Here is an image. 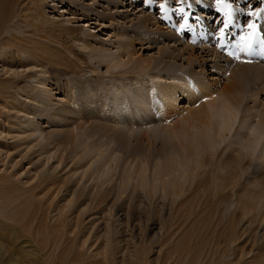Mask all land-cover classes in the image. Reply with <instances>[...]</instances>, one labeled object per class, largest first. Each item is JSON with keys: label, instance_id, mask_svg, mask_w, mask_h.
Masks as SVG:
<instances>
[{"label": "bare ground", "instance_id": "obj_1", "mask_svg": "<svg viewBox=\"0 0 264 264\" xmlns=\"http://www.w3.org/2000/svg\"><path fill=\"white\" fill-rule=\"evenodd\" d=\"M46 1L0 0V63H2L0 67H3L1 72H4L5 68L14 70L12 71L13 79L8 80L12 81L14 90L17 93H23L20 83L23 80L27 81V85L30 84L28 86L30 90L23 95L30 103L44 107L46 114L40 115L41 121H44L45 124L46 117L50 114V118L53 119L50 123L52 125L65 122L63 119L68 121L73 115V117H77L76 115L83 117L85 108H90L95 97L98 96L101 101L99 105L105 109L107 115L113 116V121L122 122L121 124L125 122V125L131 126L127 129L132 137L140 122L142 124L149 121L143 119L141 113L144 112V109L147 111L151 108L150 110H152V104L156 99L155 95L159 94L162 99L174 106V102L177 101L176 95L182 92L180 86L177 89L175 85L180 83L183 78H191L190 81H182L183 85L193 91L188 97L196 98L197 94H202L203 97H206L207 103L205 101L198 108L187 110L182 125L178 122L173 126L156 129L152 133L149 130L141 132V137H148L149 149H152L157 136L162 135V148L157 152L160 159L155 166L153 165L154 168L150 173L148 171L149 163L145 164L146 160L145 162L135 160L125 165L126 175L121 180L118 195H124L129 185L133 184V194L143 190L147 205L138 200L139 202L136 201L137 204H134L133 208V202L129 200L122 204L120 211L145 212L148 222L151 221L162 226L166 234L164 245H168V247L170 245L171 249L163 262L164 264H264V113L260 111L255 116L258 118L260 127L258 136H254L249 130L244 141L237 142L239 148L232 149V144L228 145L224 151L229 152L224 157H222L224 151L221 153L218 151L227 132L231 130L232 117L236 118L249 96L247 95V82L252 78V80L257 79L260 69H264L262 64L264 55L239 53V60L228 55V53L234 52L237 46L244 43L241 38L246 36L247 30L245 29L246 33L243 34H240L241 32L238 34L237 30L233 32L235 39H238L235 45L222 42L225 39L224 36L223 39H219L221 44L217 43L216 40L219 37L214 38L213 28L209 24H205L204 21V19L212 21L217 18L218 29L223 27L225 16L217 11L216 0H184L183 4L179 0V7L176 6V8L175 6L173 8L171 0H163L158 9L161 4H164L168 9L166 13L160 11L163 16L162 21L167 26L166 29L162 28V24L151 13L152 8L156 7V3L159 1L146 0V8L150 13L141 10L131 14L136 11L138 0H53L54 3L59 4L66 1L69 5L77 7L78 10L73 12V16L90 18L93 15L99 19L107 18L111 23H117L113 25L120 33L115 35L117 55L106 57L104 54L112 50L94 44L91 40L95 38L93 35H90L91 39L81 43L80 47L82 50L88 51L92 56L91 59L106 58L98 67L103 64L107 66L103 74L99 68L92 70L93 85L87 86L88 88L85 85L77 87L80 93L82 90L80 101L84 107L78 112H74V109L79 107V100L70 96L68 89L64 88V81L60 79L51 81L47 68L45 69L41 64L44 61L49 63L55 58L52 56L55 50L50 49L52 52L50 51L51 54H48L49 50L46 48L50 44L58 45L59 43L56 40L48 41L43 36L37 37L33 33L41 32L40 29L43 26L52 23L43 12ZM101 1L105 4H100ZM233 1H238V3L232 4ZM243 2L244 0H226V3L231 5L232 22H235L238 30L242 21L244 23V18L247 23H252L257 18L260 19V17L256 18L258 12L251 10L247 13L244 12L243 8L239 7ZM180 6L184 8L188 22L190 18L197 22L195 26L191 24L192 29L181 30L183 20L179 12L176 11ZM188 8H190L189 12ZM78 11L79 14H77ZM191 12L197 17H192ZM249 13H254V15L249 16ZM176 18L182 22L181 25L176 24ZM249 19H251L250 22ZM67 23L71 25L73 21L69 20ZM201 29L203 30L198 32ZM64 31L69 34L76 33L70 27L65 28ZM229 31L226 32L230 35ZM226 32H224L225 35ZM186 33L191 37L189 41L186 40ZM219 33L217 31V35ZM49 38L51 37L49 36ZM151 40L159 43L158 57L146 60L139 58L135 63L134 44L138 43L143 46L149 44ZM256 50L254 45V51ZM197 51L201 53L196 55ZM83 58L82 56L81 59ZM26 61L30 62L27 66L29 73L26 71H21V73L18 68L22 69L21 65H24ZM244 61L250 62L245 63ZM16 62H18L17 67L14 69L12 65H15ZM80 62L82 61L79 60ZM132 64L134 67L131 71L119 72ZM74 65L76 64L74 63ZM56 66L61 67L57 64ZM63 66L66 69L69 67L66 64ZM162 66L171 75L174 72L170 78L173 82L168 86L160 85L155 91H152L145 85L147 72L151 71L159 75L158 70ZM195 69L200 70L196 72ZM214 72L225 78V85L216 86L208 82V74ZM107 74L109 76H106ZM150 77L154 80L159 79L155 76ZM3 86L0 82V94H8L10 88L4 90ZM261 92H264V81L255 96L258 97ZM58 95H62V97L60 98ZM183 96L187 97V94H183ZM141 98L145 104L142 106L144 108L136 106ZM262 104L264 107V102ZM165 105L161 103L158 108L159 113L165 121H171L170 116L174 113ZM11 109L19 116L22 115L21 117L30 116L23 108L12 107ZM247 110L252 115V112L258 111V106L247 108ZM213 112L220 114V119L216 122L213 121ZM21 122L19 129L27 138L37 134L39 137H44V132L37 128L39 121L35 117L24 119ZM88 122L86 118L78 119L79 125L86 126L89 125L86 124ZM82 128L83 126L74 128L72 136L75 137L74 141L78 146L87 150L90 147L88 145L90 138L83 142L77 141L78 132L76 131L75 134V129L81 132L84 130ZM193 128H197V130L193 132ZM254 139H258L257 145ZM119 141L126 143L128 139L121 138ZM56 153L57 151L53 157ZM86 156H93L92 163L82 171V177L87 175L90 178L93 177L95 181H100V189H104L107 181L112 182L113 180L114 170L120 161L119 155L110 154L107 156V151L91 146V149L86 151ZM51 157L52 154L49 159ZM81 161L79 160L75 165ZM93 165H95L94 169H92ZM252 166L259 170L253 171L254 175L251 179H244L246 172ZM246 180H249L248 183L245 182ZM159 194L168 198V202L163 199L159 202L156 201V196ZM99 197L103 198L107 195L100 191L95 195L96 199ZM116 204L113 202L112 205ZM163 213L167 215L166 220L163 219ZM26 222L27 220H25ZM29 222L31 224L30 219ZM188 229H191V234L189 233L190 235L184 237L183 240L180 238V242H177V237ZM173 239L174 243H172ZM45 243L46 248H53L50 257L52 260L68 264L69 258L64 260L63 252L66 250L62 248L64 246H62L63 243L59 236L57 239H49ZM19 252L24 253L27 257L41 260L40 250L34 240L25 237L22 231L14 226V223L0 221V264H12L13 261L18 264H27L25 261H20ZM73 261L75 262V260Z\"/></svg>", "mask_w": 264, "mask_h": 264}, {"label": "rangeland", "instance_id": "obj_2", "mask_svg": "<svg viewBox=\"0 0 264 264\" xmlns=\"http://www.w3.org/2000/svg\"><path fill=\"white\" fill-rule=\"evenodd\" d=\"M155 1L159 2L156 3V7L152 8L151 13L162 24V28L166 29L167 26L162 21L163 16L160 14V9H158L159 4L163 0ZM171 1L173 8L174 6L175 8L176 6L179 7V0ZM231 3L237 4L238 1ZM100 4L105 3L101 1ZM146 6V0H138L136 11L131 12V14L141 10L150 13ZM239 7L243 8L246 13L249 10L258 12L256 18L260 17V19L257 18L254 21L255 23L252 22V24L256 25L255 33L258 36H255L254 39H264V14L262 15L264 0H244ZM77 10V7L69 5L66 1L59 4L57 2L54 3L53 0H47L43 12L52 23L48 26H43L40 29L41 32H33L37 37L43 36L48 41L56 40L59 43L58 45L53 43L54 45L50 44L48 47L46 46L47 48L45 47L49 50L48 54L52 52L50 49L55 50L52 55L55 58L53 57L52 63L44 61L41 64L45 69L47 68L46 70L51 81H57L58 79L64 81V88L68 89L71 94L70 96L79 100V107H76L74 112H78L79 109L81 110L84 107L82 101H80L82 90L80 93L77 87L85 85L88 88L87 86L93 85L92 70L99 68L101 74H103L107 66L103 64L98 67L106 58L103 57L99 60L91 59L92 56H90L88 51L82 50L80 47L81 43L91 39L90 35H93L95 38L91 40L94 44L98 47L102 46L104 49L112 50L104 54L106 57L117 55L118 52L115 45L117 38L115 35L117 33L120 34L119 30L114 28L115 25H113L117 23H111L107 18L99 19L93 15L90 18L73 16V12ZM187 11L189 12L190 8ZM32 14L33 16L35 15L34 9ZM77 14H79V11ZM190 14L192 17H197L192 12ZM27 15L29 16L28 10ZM72 17L74 19H71ZM69 20H72L73 24L69 25L67 23ZM243 20L244 23L242 21L239 30L236 29L235 22H231L232 24L224 30V32L230 30L229 32L231 33L230 35L227 34L228 32H226V35L224 33L225 39L222 42H225V44L234 43L233 45H235L238 39H235V33L233 32L237 30L238 34L240 32V34H243L246 33L244 31L246 29L248 32L245 34L246 36L252 32V29L247 27L249 23H247L245 18ZM175 21L176 24L182 23L179 22V18H176ZM204 21L205 24H209L213 28L214 38L216 37L215 39H217L220 37V29L217 27L218 19L216 18L212 21L204 19ZM250 21L251 19H249ZM189 22L193 26L197 24L195 19L190 18ZM68 27L74 29L76 33L69 34L65 32L64 29ZM242 28L243 30H241ZM27 31L32 32L31 30ZM217 31L219 33L218 35ZM186 38L187 41L191 38L188 33H186ZM216 42L221 44L219 39ZM134 45L136 50L135 58L133 57L135 63L139 58L146 60L148 58L158 57L159 43L157 41L153 42L151 40L149 44L147 43V45L144 44L143 46L138 43ZM200 53L197 51L196 55ZM71 56H74V58ZM82 56L84 57L83 59H81ZM199 58H201V55H199ZM79 60L82 62L79 63ZM17 63L12 65L14 69L17 67ZM29 64L30 62H24V65H21L23 68H18V71L27 72V66ZM56 64L61 67L58 68ZM63 64L69 67L66 69ZM133 64L129 65L126 69H121L119 72L131 71L132 67H134ZM262 64L264 65V62ZM2 68L0 67V80H2L0 82L2 86L4 84L3 89L10 88V92L8 94H0V221H5L9 224L14 223V226L22 231L25 237L36 242L41 255V260H37L34 257H27L24 253L21 254L19 252L20 261H25L27 264H62L50 258L53 248H46L45 243L47 240L57 239L59 236L63 243L62 246H64L62 248L66 250L63 252L65 254L64 260L69 258L68 264H164L163 262L166 260L171 249L170 245L169 247L168 245H164L166 234L162 226L151 221L148 222L145 212L136 213L133 211L127 213L120 211L122 204L129 200L133 202V208L139 201L147 205L144 191L140 189V192L133 194V184L129 185L124 195H118V189L121 180L126 175V169H124L126 164L135 160H143V162L146 160L145 164L149 163L147 165L149 166L148 171L150 173L159 161L158 159H160L157 156V152L162 148V135L157 136V140L152 149H149L148 137H141V132L149 130L152 133L156 129L173 126L178 122L182 125L184 116L187 113L186 111L198 108L199 105L201 106L206 101V97H203L202 94H197L196 98L188 97L193 91L191 88L183 85L184 82L182 81H190L189 79L191 78H183L180 80V83L175 85L177 89L180 86L183 92H179L176 95L177 101L174 102L175 107L170 105L168 101L162 99L159 94H156V99L152 104V110H150L151 108L147 111L144 109V112L141 113L143 119L145 118V120L149 121L142 124L140 122V125L136 126L135 134L130 137L131 133H128L127 128L131 126L125 125V122L121 124L122 122L118 123L117 121H113V116L107 115L104 111L105 109L99 105L101 101H99L98 96L95 97L94 103L90 108H85V115L83 117H79L78 115H76L77 117H73V115L68 121L63 119L66 123L61 122L60 124L52 125L50 123L53 119L48 114L46 123L44 124L40 116L41 114H46L44 107L30 103L24 96L25 93L29 92L30 89L28 86L30 84L27 85V81H21L20 86L24 92L17 93L14 90L12 81H8L13 79L12 71L14 70L5 68V71L1 72ZM195 70L198 72L200 69ZM158 74L148 71L145 77V85L152 91H155L160 85L168 86L173 82L170 78L174 72L171 75L170 72H167V69L165 70L164 66L158 70ZM209 74V83L216 86L226 84L223 76L216 75L215 72ZM221 74L223 73L221 72ZM106 76L109 75L107 74ZM150 76L159 77V79L154 80ZM257 76L258 81L261 82H258L257 79L252 80L253 78L247 82V95L249 96H247V100L239 110L236 118L234 116L232 117L233 125L231 130L227 132L225 140L219 146V153L224 151L230 144H232V149L239 148L237 142L245 139L246 133L249 130L254 136H258L260 127L258 118L255 116L260 111L264 113L262 104L264 102V92H261L258 97L255 96V93L261 89L262 82L264 81L263 68L260 69V73ZM183 94H187V97L183 96ZM58 97L61 98L62 95H58ZM89 97L91 96L89 95ZM161 103L166 104L165 106H168L175 114L170 116L171 121H165L163 119L164 117L159 113L158 108ZM107 104L110 105L109 103ZM136 106L138 108H144L142 107L145 106L143 98L137 102ZM254 106H258V111H254L250 115L251 112L247 108H253ZM12 107L23 108L30 116L26 118L21 117L22 115L19 116L11 109ZM33 117L39 121L37 128L44 132L43 138L39 137L38 134L34 137L27 138L19 129L21 126L20 123H22L21 121ZM62 118L64 117L62 116ZM81 118H86L89 121L86 124L89 125H79L78 119L80 120ZM219 119L220 114L213 112V121L216 122ZM167 122L171 124H166ZM47 123L49 124L47 125ZM80 126H83L82 129L84 130L79 132V130L75 129V134L76 131L78 132L77 141L83 142L87 138H90L88 140L90 147L87 150L78 146L74 141L75 137L72 136L74 128ZM195 130L197 128H193L192 131L194 132ZM121 138H127L128 141L126 143L121 142L119 141ZM254 142L257 145L258 139H254ZM91 146L100 147L105 152L107 151V156L117 154L120 157L119 165L114 170L115 174L112 182L107 181L106 186L102 190L100 189V181H95L93 177L90 178L88 175L85 177L81 175L82 171L92 163L91 158L93 156H86V151H89ZM56 151L57 153L53 157ZM228 152L224 151L222 157L226 156ZM51 154L53 158L51 157L49 159ZM79 160L82 161L75 165ZM255 165H257V162H255ZM254 166L246 172L244 179H251L254 175L253 171L256 169L259 170V168H254ZM94 167L95 165L92 166V169ZM248 181L246 180L245 182L248 183ZM100 191L105 192L107 197H99L96 199L95 195ZM15 196L16 201L14 199ZM161 199L165 200V202L169 200L162 194L156 196V201L159 202ZM113 202L117 204L113 206ZM232 209L231 207L230 210L232 211ZM163 216V219L166 220L167 215L163 213ZM29 219L31 220V224ZM25 220H27L26 223ZM190 230L188 229L184 233L185 235H179L177 242H180V238L183 240L184 237L189 236L191 234ZM29 231L31 232L29 233ZM174 241L173 239L172 243ZM12 264L18 263L13 261Z\"/></svg>", "mask_w": 264, "mask_h": 264}, {"label": "snow or ice", "instance_id": "obj_3", "mask_svg": "<svg viewBox=\"0 0 264 264\" xmlns=\"http://www.w3.org/2000/svg\"><path fill=\"white\" fill-rule=\"evenodd\" d=\"M150 2H154V0H150ZM184 0H180V3L183 4ZM217 4V11L225 16V20L223 21V27L220 29V37L218 39H223L224 36V30L229 26V24L232 22V9L231 5L226 3V0H216ZM191 7V5H189ZM160 11L167 12L168 9L165 7L164 4L160 5ZM176 11L179 12L181 15V18L183 20V23L181 25V30L185 29H192V25L188 22V16L185 13V10L183 7H180ZM249 16L254 15V13H249ZM249 29H252V32H250L247 36L242 37L241 39L244 41L242 45H239L236 47V50L234 52L228 53L229 56L233 57L236 60L240 59L239 53H243L244 55H264V39H254L256 33V25L249 23L247 25ZM254 45L256 46V51H254ZM245 63H248L250 61H244Z\"/></svg>", "mask_w": 264, "mask_h": 264}]
</instances>
